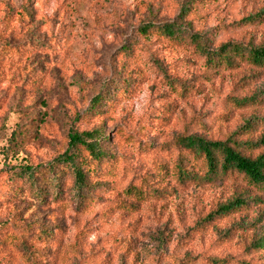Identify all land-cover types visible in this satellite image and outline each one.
Returning <instances> with one entry per match:
<instances>
[{"label": "rangeland", "instance_id": "obj_1", "mask_svg": "<svg viewBox=\"0 0 264 264\" xmlns=\"http://www.w3.org/2000/svg\"><path fill=\"white\" fill-rule=\"evenodd\" d=\"M200 2L0 0V264H264V188L235 173L181 185L160 171L178 160L176 135L264 136V68L213 71L188 39L264 44V17L254 18L264 0ZM149 22L176 23L182 40L143 39ZM253 96L250 108L232 102ZM94 129L109 138L107 156L87 169L81 202L61 168L57 193L15 173L46 168L71 130ZM237 198L246 205L219 214Z\"/></svg>", "mask_w": 264, "mask_h": 264}, {"label": "trees", "instance_id": "obj_2", "mask_svg": "<svg viewBox=\"0 0 264 264\" xmlns=\"http://www.w3.org/2000/svg\"><path fill=\"white\" fill-rule=\"evenodd\" d=\"M206 1L209 0H204V2ZM192 3L187 2L184 4L182 14L188 12ZM261 17H264V9L254 18ZM248 20H253V18L249 17L244 22ZM183 30L176 23L156 25L149 22L142 24L138 32L143 39H149L153 34H156L172 41H181ZM188 39L190 44L195 46L196 51L205 57L207 67L213 71L233 69L239 66L240 63H244L250 68H264V44L244 46L239 43H226L212 50L209 41L203 35L190 34ZM170 88L177 92L176 85L171 80ZM102 98V96L94 97L88 110H94L100 104ZM232 102L237 109L250 108L258 103L255 96L236 99ZM251 128V124L248 123L240 132L245 131L244 133L248 134L252 130ZM68 138L66 151L46 168L22 166L15 168L14 171L27 180L35 189L45 179L51 180L55 185L54 192L57 193L60 187L58 179L61 175V172H57V169L61 168L74 178L72 192L74 197L81 202L89 188V171L87 169L91 164L105 159L107 153L103 145L108 142L109 138L104 136L101 129L82 132L71 130ZM237 138H239L237 133L226 140H210L198 135H176L168 146L178 152V160L173 167L162 166L160 171L162 175L173 178L181 185L187 182H197L201 178L212 181L219 176L235 173L255 186L264 188V153L255 158L244 153L264 149V136L257 141L247 140L244 142L237 141ZM82 151L87 152L91 160L82 159L80 157ZM199 163L203 167V177L195 171V167ZM190 166L191 169H189ZM128 195L137 198L143 196L142 192L136 190L128 191ZM245 205L246 202L243 199L237 198L234 202L221 207L219 214H227L233 208H241ZM255 244L258 248L264 249V238Z\"/></svg>", "mask_w": 264, "mask_h": 264}]
</instances>
